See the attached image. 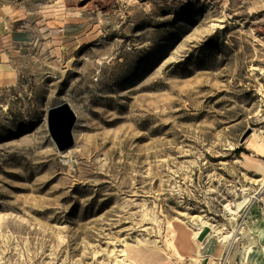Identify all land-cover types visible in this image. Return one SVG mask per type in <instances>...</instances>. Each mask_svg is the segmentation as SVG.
Segmentation results:
<instances>
[{"label": "rangeland", "instance_id": "1", "mask_svg": "<svg viewBox=\"0 0 264 264\" xmlns=\"http://www.w3.org/2000/svg\"><path fill=\"white\" fill-rule=\"evenodd\" d=\"M254 138L264 0H0V264H264Z\"/></svg>", "mask_w": 264, "mask_h": 264}, {"label": "water", "instance_id": "2", "mask_svg": "<svg viewBox=\"0 0 264 264\" xmlns=\"http://www.w3.org/2000/svg\"><path fill=\"white\" fill-rule=\"evenodd\" d=\"M76 120L77 115L68 102L55 105L49 110V130L59 150H66L74 144L73 129Z\"/></svg>", "mask_w": 264, "mask_h": 264}, {"label": "bare ground", "instance_id": "3", "mask_svg": "<svg viewBox=\"0 0 264 264\" xmlns=\"http://www.w3.org/2000/svg\"><path fill=\"white\" fill-rule=\"evenodd\" d=\"M73 111H74V109H73ZM48 128H49V122H48ZM52 139H53V141H55L53 137H52ZM254 140H255V142L252 144V146L255 148V151L257 153H259V154H264V141H263V139L262 138H259V139L258 138H254ZM55 143H56V141H55ZM246 157H247L248 161L251 158L250 155H246ZM255 168H256V173L259 174V175H262V181H263V186H264V162L259 161V163L256 164ZM218 232L222 233V229L221 228L218 229ZM199 233H200V231H196V233H195L196 236ZM233 236H234V233L230 232V233H227V234L223 235V238L226 240L228 238H232ZM216 238H218V237H216ZM173 246H174V244H173ZM209 248L210 247H202L201 246L200 252H202V253L200 254V256H202L203 260L213 261V262H215L217 264L218 263V257L215 254L207 253ZM193 258H191V259H193Z\"/></svg>", "mask_w": 264, "mask_h": 264}]
</instances>
